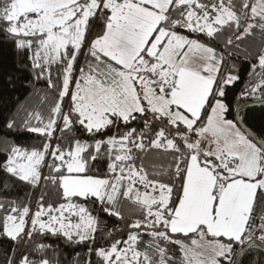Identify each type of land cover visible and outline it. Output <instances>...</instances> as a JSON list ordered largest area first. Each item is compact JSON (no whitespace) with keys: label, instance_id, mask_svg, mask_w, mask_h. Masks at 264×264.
I'll use <instances>...</instances> for the list:
<instances>
[{"label":"snow or ice","instance_id":"snow-or-ice-1","mask_svg":"<svg viewBox=\"0 0 264 264\" xmlns=\"http://www.w3.org/2000/svg\"><path fill=\"white\" fill-rule=\"evenodd\" d=\"M0 42L38 100L0 129L3 264H80L62 244L84 264L264 251V136L228 118L240 63L237 107L264 103V0H0Z\"/></svg>","mask_w":264,"mask_h":264},{"label":"trees","instance_id":"trees-1","mask_svg":"<svg viewBox=\"0 0 264 264\" xmlns=\"http://www.w3.org/2000/svg\"><path fill=\"white\" fill-rule=\"evenodd\" d=\"M26 63L25 58L17 55L10 44L0 42V129H3L5 120L16 111L18 105L24 104L31 108L38 104V100L30 95L33 91V88L30 86L32 78L30 72L25 67ZM239 66L241 68V80L229 91L228 96L231 108L228 118L234 120V112L237 107L236 96L250 79L248 76L249 65L247 63H240ZM10 77L11 82H9ZM35 87L44 88L45 85L43 82H40ZM247 100L256 99L248 97ZM242 118L259 136H264V107L248 109L243 112ZM29 136L30 134L18 136L17 142L32 143L33 141ZM102 219L107 221L109 228L112 227L114 222L112 218L104 216ZM10 248L11 242L0 238V264H3ZM61 252L63 258L67 261H72L73 258H76L77 253H79L78 259L80 260V264H84V261L87 259V248L83 245L65 246L62 244ZM91 258L93 264H95L96 257L93 255ZM243 264H264V253L259 249L253 250L252 253L244 257Z\"/></svg>","mask_w":264,"mask_h":264},{"label":"water","instance_id":"water-1","mask_svg":"<svg viewBox=\"0 0 264 264\" xmlns=\"http://www.w3.org/2000/svg\"><path fill=\"white\" fill-rule=\"evenodd\" d=\"M257 107H264V103H262L259 100H247L246 102H241V107H236L234 116L235 120L240 122V126H242L244 129L247 130L248 134L252 137H255L256 139H260L261 136H259L252 128H250L243 120L242 114L244 111L251 109V108H257ZM264 253V251H262Z\"/></svg>","mask_w":264,"mask_h":264}]
</instances>
